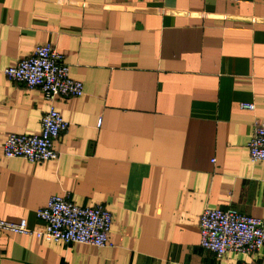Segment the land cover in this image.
<instances>
[{
    "label": "crops",
    "instance_id": "0c3cea01",
    "mask_svg": "<svg viewBox=\"0 0 264 264\" xmlns=\"http://www.w3.org/2000/svg\"><path fill=\"white\" fill-rule=\"evenodd\" d=\"M44 43L83 93L53 102L68 124L56 160L6 158L5 137L37 133L47 103L2 69ZM260 121L264 0H0V219L38 229L65 191L111 216L101 248L0 233V264H264V245H198L206 208L264 220V161L247 152Z\"/></svg>",
    "mask_w": 264,
    "mask_h": 264
},
{
    "label": "built area",
    "instance_id": "2783aa9c",
    "mask_svg": "<svg viewBox=\"0 0 264 264\" xmlns=\"http://www.w3.org/2000/svg\"><path fill=\"white\" fill-rule=\"evenodd\" d=\"M2 72L9 81L38 89L47 103L38 132L7 135L1 143L2 156L29 163L56 160L54 143L68 124L55 110L53 102L57 98L81 96L82 83L69 77L62 55L48 43L36 45L29 56L3 68ZM239 107L249 111L254 108L251 103H239ZM247 152L250 163L264 161V121L254 123ZM35 217L41 222L38 229H30L23 219H0V233L33 235L62 245L79 243L101 248L108 244L110 213L100 204H74L68 191L49 196L45 205L36 209ZM198 245L216 258L227 251L255 253L264 245V220L232 208H206L198 218Z\"/></svg>",
    "mask_w": 264,
    "mask_h": 264
}]
</instances>
